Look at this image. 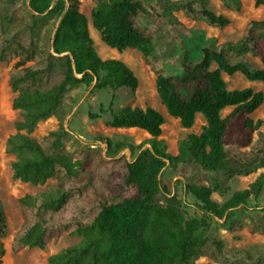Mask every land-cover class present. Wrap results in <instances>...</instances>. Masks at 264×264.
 I'll list each match as a JSON object with an SVG mask.
<instances>
[{"label":"trees","instance_id":"1","mask_svg":"<svg viewBox=\"0 0 264 264\" xmlns=\"http://www.w3.org/2000/svg\"><path fill=\"white\" fill-rule=\"evenodd\" d=\"M91 1V23L102 42L119 53L140 52L167 113L185 130L194 128L198 115L206 125L180 140L172 155L161 138L164 115L152 107H126L112 114L108 125L142 130L150 138L138 146L101 138L94 147L83 144L73 161L63 151L67 93L80 85L136 91L139 79L123 61L98 55L81 0H0V63H14L12 108L23 118L5 144L16 158L13 176L35 186L57 180L18 200L22 224L12 251L28 247L48 254L50 244L68 234L81 241L50 255L45 264H200L202 258L209 264H264V247L255 253L228 249L216 235L201 237L194 220L184 223L173 179L163 177L170 171L202 212L242 228L233 211L248 209L249 200H259L264 191V116L252 118L264 104V92L229 91L223 75L240 73L264 82V68L248 59L251 55L264 65V19L250 21L235 42L196 47L195 58L188 45L194 31L177 14L220 31L231 24L207 0ZM235 5L239 10L241 2ZM261 6L264 0H255V7ZM227 108L232 111L223 117ZM52 117L59 128L42 145L31 134ZM122 150L135 153L133 160L118 156ZM260 171L247 189L223 203L213 200L214 194L229 193L234 178ZM8 230L0 200V264Z\"/></svg>","mask_w":264,"mask_h":264},{"label":"rangeland","instance_id":"2","mask_svg":"<svg viewBox=\"0 0 264 264\" xmlns=\"http://www.w3.org/2000/svg\"><path fill=\"white\" fill-rule=\"evenodd\" d=\"M209 8L217 14L224 15L231 20L230 26L220 31L208 26L202 21H191L183 17L181 13L177 17L184 24L194 31V36L188 41V45L193 49V55L198 57L196 47L212 42L219 45L224 42H235L239 40L247 26L252 20L264 19V6L255 7V0H239L241 7L236 9L235 0H207ZM82 11L87 16L91 37L94 40V47L98 55L104 59H117L123 61L139 79V87L136 91L128 89H93L86 85L71 89L66 95L67 116L64 128L67 134L63 138V151L75 161V157L83 144L93 146L101 138H111L120 145L131 144L138 146L150 138L144 131L138 129H114L110 127L109 121L112 114L130 107H140L146 109L152 107L161 112L166 118L163 127V138L168 144V152L172 155L178 153V142L186 139L191 133H200L202 127L206 125L201 115L197 116V122L193 129H182L178 120L171 117L162 105L156 90V77L146 65L139 51L127 49L119 53L116 49L108 47L101 40L100 34L96 32L91 23V13L95 5L91 0H81ZM52 21V20H51ZM47 22H43L46 26ZM1 33V26H0ZM101 40V41H100ZM105 46L102 47V45ZM249 61L257 68L264 65L259 59L248 56ZM213 68H216L215 66ZM14 69V63L5 66L0 63V200L3 203L8 217L9 230L4 239L6 255L4 264H45L48 257L57 254L62 250L74 246L81 241L80 237L63 235L57 242L51 243L49 253L46 254L38 248H24L19 252H13L11 243L16 231L22 224L20 207L18 200L26 194H38L44 192L57 184L56 179L49 180L46 185L35 186L31 183H23L13 176L12 163L15 156L6 152L5 144L8 137L16 132L15 124L21 121L22 115L18 110L12 108L15 94L9 85V75ZM226 88L229 91L253 88L256 91L264 92V82L248 81L242 74L233 76L223 75ZM232 108H227L222 112V116H227ZM264 116V104L252 115L254 120ZM59 128L58 121L52 117L40 122L35 128L31 137L42 145L49 141L50 134ZM94 147V146H93ZM106 152V146H101ZM148 148V146H147ZM118 156H125L129 161L133 160L135 153L129 150H122ZM262 173V171L248 177H236L228 183L229 193L225 196L213 195V200L223 203L235 191L243 190L252 184ZM163 177L166 180L173 179L175 191L173 196L180 203V213L184 223L194 220L197 226V233L204 237L206 235H216L225 244V247L232 250L247 249L252 253L264 247V191L259 200L250 199L249 208L245 210L233 211V217L242 224V228L236 230L227 220L206 215L198 207L195 199L183 191L180 179L173 178L172 173L164 171ZM256 219L260 225L253 224ZM200 264H209L208 258H202Z\"/></svg>","mask_w":264,"mask_h":264},{"label":"bare ground","instance_id":"3","mask_svg":"<svg viewBox=\"0 0 264 264\" xmlns=\"http://www.w3.org/2000/svg\"><path fill=\"white\" fill-rule=\"evenodd\" d=\"M97 32V31H96ZM101 41V40H100ZM102 45V47H104L105 48V46H103V44H101Z\"/></svg>","mask_w":264,"mask_h":264},{"label":"crops","instance_id":"4","mask_svg":"<svg viewBox=\"0 0 264 264\" xmlns=\"http://www.w3.org/2000/svg\"><path fill=\"white\" fill-rule=\"evenodd\" d=\"M264 68V67H263ZM248 188V187H247ZM247 188H245V189H247ZM244 190V189H243Z\"/></svg>","mask_w":264,"mask_h":264}]
</instances>
